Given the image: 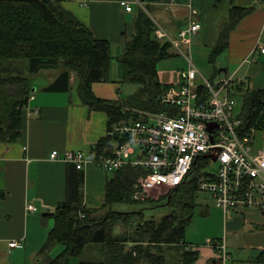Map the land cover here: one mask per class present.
<instances>
[{
    "label": "crops",
    "instance_id": "1",
    "mask_svg": "<svg viewBox=\"0 0 264 264\" xmlns=\"http://www.w3.org/2000/svg\"><path fill=\"white\" fill-rule=\"evenodd\" d=\"M53 1H58L84 25L94 39L109 43L108 81L93 83L91 93L101 100H122L118 86L132 85L123 80L124 66L118 58L126 42L135 34L136 9L133 7L131 13H126L118 0ZM189 4L195 13L187 9ZM146 7L150 19L172 38L191 22L200 24L198 33L191 37L189 54L200 53L209 66L217 64L219 70L211 75L212 80L219 74L234 75V81L239 84L236 112L241 110L240 91L264 89V53L257 49L264 46V0H158ZM232 7L248 9L249 13L228 33L225 50L210 63L212 49ZM56 77L29 83L30 88L36 86L37 89H32L28 105L22 110L20 136L13 142L0 140V194L3 195L0 199V264H48L64 251L65 247L60 245L62 249L53 256L51 249L59 244L41 251L54 226V212L66 198L68 165L51 161L50 154L80 151L90 160L92 148L107 134V115L81 103L78 82L71 76L66 92L45 90ZM157 77L164 85L173 86L179 82L178 73L172 69L157 66ZM82 174L84 205L99 211L108 177L91 161L86 163ZM28 203L37 211H26ZM204 211L205 217L214 214L217 218V238L209 242L224 244L230 256L225 264H264L259 258L264 253L262 212L245 210L231 213L230 218L225 219L216 205L206 206ZM119 228L114 230L115 235L122 233ZM11 241L21 243L22 248L9 249ZM191 251L197 255L193 264H218L211 245L199 244ZM85 252L92 253L94 261L85 259ZM80 258L85 262L102 261L101 245L85 246Z\"/></svg>",
    "mask_w": 264,
    "mask_h": 264
},
{
    "label": "trees",
    "instance_id": "2",
    "mask_svg": "<svg viewBox=\"0 0 264 264\" xmlns=\"http://www.w3.org/2000/svg\"><path fill=\"white\" fill-rule=\"evenodd\" d=\"M138 1L145 5V11L148 12L146 6L158 0ZM26 3L31 7L26 8ZM54 4L60 6L58 1L53 0H0V140L13 142L18 139L22 130V110L27 107L31 96L29 79L18 74V66L13 62L18 58L26 60V70L30 74L57 69L62 65L63 70L46 87L48 92H66L70 72H75L79 78L77 94L81 103L90 110L102 111L107 115L106 133L122 123L145 121L143 113H175L161 104L160 97L170 85L161 84L157 77L158 64L172 56L171 46L167 42L155 40L154 23L142 9L137 8L135 11V34L126 42L118 58L124 66L123 80L137 85L138 89L123 100L108 101L94 97L91 85L108 81L111 60L109 43L94 39L89 30L61 6V12L58 9L55 14ZM10 11H35L46 25H54L57 20L62 30L59 29L56 36L47 32L39 36L31 31L41 30L33 24V28L29 29V22L20 13H15L16 18L10 20ZM248 13V9L232 7L230 17L212 49L210 63L225 50L228 33ZM64 23L68 24L65 29ZM14 26H23L25 36L18 37L12 33ZM68 32L73 34L72 38ZM7 42L18 46L7 47ZM240 98L239 117L246 129L253 128L256 132L264 133V89L240 91ZM121 142L117 136L106 135L92 148V158H97L105 150L111 151L115 144ZM112 173L105 184L102 206H110L112 202L134 204L131 200L133 185L145 172L124 167ZM196 190L195 184L190 181L170 190L164 198L169 213L157 222L140 221V225L132 229L134 222L131 218L138 216L142 220L141 211H109L101 218L95 217V211L86 208L83 202L82 171L68 166L66 198L54 212V226L41 251L55 244L62 245L64 251L48 264H71L72 259L81 257L85 246L99 244L102 247V261H79L77 264H164L165 256H161L162 261L161 258H153L154 249L164 244L178 248L181 264H193L197 255L196 252L185 250L184 235L192 217L193 194ZM2 197L0 194V199ZM79 214L83 215L82 219L78 218ZM115 226L126 230L115 235ZM259 258L264 261L263 252Z\"/></svg>",
    "mask_w": 264,
    "mask_h": 264
},
{
    "label": "built area",
    "instance_id": "3",
    "mask_svg": "<svg viewBox=\"0 0 264 264\" xmlns=\"http://www.w3.org/2000/svg\"><path fill=\"white\" fill-rule=\"evenodd\" d=\"M119 5L126 13H131L133 6L143 7L138 0H120ZM187 9L195 13L191 4ZM154 26L155 40L167 42L178 51L181 45L189 47L191 37L200 30L198 22H191L173 39L158 24ZM257 49L264 53L263 45ZM186 60L188 70L160 97L161 104L174 114H151L145 121L115 127L106 135L117 136L122 142L97 158L88 160L80 151L62 155L53 151L49 159L77 171H82L88 161L106 174L124 167L141 169L145 175L136 180L131 195L135 202H143L152 191L173 190L190 181L197 191L212 197L225 219L245 210L264 213V149L254 147L256 131L246 129L240 112L235 111L239 84L233 74L206 80L194 67L191 56ZM198 79L201 83H197ZM212 163L217 164L215 172H207L205 169ZM26 211L34 213L37 208L28 203ZM207 244L213 247L218 264L230 260L224 244ZM8 248H22V244L11 241ZM184 248L191 251L187 245Z\"/></svg>",
    "mask_w": 264,
    "mask_h": 264
},
{
    "label": "rangeland",
    "instance_id": "4",
    "mask_svg": "<svg viewBox=\"0 0 264 264\" xmlns=\"http://www.w3.org/2000/svg\"><path fill=\"white\" fill-rule=\"evenodd\" d=\"M24 5L26 6V8L31 7L29 3H26ZM54 5L55 6H53V8L54 10H56L55 14L57 13L58 9L59 11L62 10L58 4H54ZM133 7L135 9L137 8L142 9L149 17L148 12L145 11L144 4L142 8L138 6H133ZM15 13H20L24 17V19L30 23V24L27 23L29 29L31 27L33 28L32 24L35 27H38L41 30L40 32L31 31V33H35L39 36H42L40 35V33L44 34V32L54 33V35L56 36L57 33L59 32V29H61L57 20H56V24L54 25H50V26L46 25L44 22H42L38 18L37 16L38 14L35 11L34 12L10 11L8 15L10 20H13L14 18H16ZM58 21H61V20L59 19ZM67 25L68 24L64 23L63 29H65ZM23 30H24L23 26L21 28L14 26V31L12 33H14L18 37L25 36L24 33L26 32L25 30L24 31ZM68 35L70 38L73 37V34L70 32H68ZM176 38H173V39H176ZM6 46L11 47V46H18V45H14L10 42H7ZM170 49H171L170 53L172 54V56L169 59L164 60L160 64H158V68L159 69H163V68L172 69L176 74L178 73V75H180L183 71L185 72L188 70V62L186 60V56H190L188 46L184 47L183 45H181L179 48V51L173 47H171ZM191 56H192L191 57L192 63L194 67L197 69V71L201 74V76L205 78L206 80L208 79L212 80L210 78L211 75L212 74L214 75L219 70L217 64H215L214 67L211 65L209 66L207 63V59L202 57L200 53H197L194 51H193V54H191ZM18 59L19 60H13V62L18 66V71H19L18 74H20L22 77H26L27 79H29V83L33 81H40L43 78L51 79L52 77H55L63 70L62 65H59L61 67L57 69L40 70L36 74H30L26 70V60L24 58H18ZM59 61H61V59H59ZM44 75H47V76L45 77ZM70 76L72 79L76 80L77 82L79 81L78 80L79 78L75 72H70ZM197 83H201V80L198 79ZM129 84L132 86H129L127 84H124L122 87L120 85L118 86V89L122 91V94H121L122 100L123 98L125 99L127 96H129L130 94H132L138 89L137 85H134L131 83ZM33 88L37 89L36 86L31 87V89ZM131 88H133L132 93H131ZM142 115L144 118H148V116H150L151 113H143ZM253 145L255 148L264 149V135L262 132L254 133ZM216 167H217V164L212 163L205 170L207 172L213 173L215 172ZM112 175L113 173L111 172L106 174L108 178H110ZM132 191H133V188H132ZM169 191L170 190H165V189H159V190L152 191L147 194V197L145 198L143 202L133 201L135 202L134 204L112 202L110 206L109 205L102 206L101 210L99 211L95 210V217L101 218L109 211L117 212V213H130V212L137 213L141 211L142 220H140L138 216L131 218L132 222H134L131 225L132 229L140 225L139 223L140 221L157 222L163 216L169 213V207L165 205L166 201L164 199L165 196L169 193ZM193 196H194L193 197L194 206L192 208V217H191L189 225L186 228L185 235H184L185 245H187V247H189L190 249H193L194 246L199 245V244L207 245L209 241H213L215 238H217L215 237L216 236L215 234H217V232L219 231V224H218L216 216L213 214L212 216L205 217L206 216V212L204 211L205 207L206 206H208L209 208L215 207V203L212 197L207 193L200 192L197 190L196 192H194ZM119 229L121 230V232L126 230V228H122V227H120ZM114 230H117V226L114 227ZM158 248L159 249H154L155 253H153V258H156V257L161 258V256L162 257L165 256L164 264H181L180 252L177 247H174V246L167 247L164 244H162ZM61 249H62V246L55 245L54 248L51 249V251L53 252V256H56L57 254L56 252L60 251ZM92 255L93 254L90 252L88 253L85 252L83 257L87 259L88 261H94L93 259L94 257H92ZM80 260L81 258L79 259L74 258L71 260V264H77ZM161 261H162V258H161Z\"/></svg>",
    "mask_w": 264,
    "mask_h": 264
},
{
    "label": "bare ground",
    "instance_id": "5",
    "mask_svg": "<svg viewBox=\"0 0 264 264\" xmlns=\"http://www.w3.org/2000/svg\"><path fill=\"white\" fill-rule=\"evenodd\" d=\"M120 1V0H119Z\"/></svg>",
    "mask_w": 264,
    "mask_h": 264
}]
</instances>
